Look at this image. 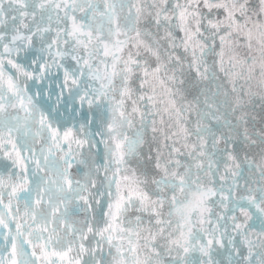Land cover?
<instances>
[{
	"label": "snow or ice",
	"instance_id": "obj_1",
	"mask_svg": "<svg viewBox=\"0 0 264 264\" xmlns=\"http://www.w3.org/2000/svg\"><path fill=\"white\" fill-rule=\"evenodd\" d=\"M0 264H264V0H0Z\"/></svg>",
	"mask_w": 264,
	"mask_h": 264
}]
</instances>
